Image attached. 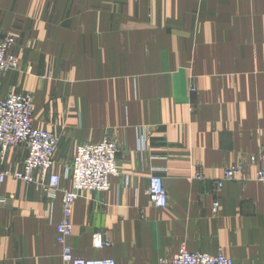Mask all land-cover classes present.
Instances as JSON below:
<instances>
[{
	"label": "crops",
	"instance_id": "obj_1",
	"mask_svg": "<svg viewBox=\"0 0 264 264\" xmlns=\"http://www.w3.org/2000/svg\"><path fill=\"white\" fill-rule=\"evenodd\" d=\"M11 33L21 69L0 80V99L34 94L36 124L60 139L55 170L80 142L119 144L111 189L75 201V256L156 264L186 245L264 264V190L250 159L264 147V0H0V37ZM26 154L12 147L0 166L19 169ZM153 173L165 207L147 194ZM1 199L0 264H70L56 239L61 191L7 177ZM99 231L111 245L95 246Z\"/></svg>",
	"mask_w": 264,
	"mask_h": 264
},
{
	"label": "built area",
	"instance_id": "obj_2",
	"mask_svg": "<svg viewBox=\"0 0 264 264\" xmlns=\"http://www.w3.org/2000/svg\"><path fill=\"white\" fill-rule=\"evenodd\" d=\"M16 39L5 36L0 40V74L17 68L20 63L18 55L11 52ZM192 91L195 87L191 86ZM36 102L32 95L11 91L0 99V154L4 159L7 151L12 147L26 146L28 158L25 159L17 171L0 166V182L7 177H14L22 182L36 185L46 195H55L57 191L63 193L62 215L57 225V240L63 247V259L70 264H117L112 257L83 258L73 253L68 238L73 233L72 213L75 201L82 190L110 189V176L118 173L116 164L117 144L104 138L98 142H84L79 144L76 155L70 167L64 173L54 170V157L59 148L58 137L43 128L34 125L33 114ZM252 162H259L257 180L264 190V147L256 155H251ZM235 168L228 167L224 172V179H233ZM71 179L73 188L62 187L64 180ZM222 180L216 183V190L222 186ZM147 194L156 207L168 204V193L160 173H153L149 177ZM3 204L4 200L1 199ZM0 204V205H1ZM218 203H215V207ZM97 247L109 246L103 232L94 236ZM157 264H235L233 257L222 252H191L186 245L170 257H162Z\"/></svg>",
	"mask_w": 264,
	"mask_h": 264
},
{
	"label": "rangeland",
	"instance_id": "obj_3",
	"mask_svg": "<svg viewBox=\"0 0 264 264\" xmlns=\"http://www.w3.org/2000/svg\"><path fill=\"white\" fill-rule=\"evenodd\" d=\"M69 7V5H66V8H68ZM26 8L28 9V6H26ZM50 9V7L48 8V10ZM63 16V15H62ZM62 16H61V14H56L55 15V20H58L59 18L61 19L62 18ZM51 13H50V11H48V13L45 15V17H44V19L46 20V21H50L51 19ZM44 20V21H45ZM64 21H70V20H72V17H67L66 16V14L64 15V19H63ZM30 31H25V37L27 38L28 37V35L30 34L29 33ZM35 31L33 30V31H31V34H33ZM40 32H43V31H40ZM44 32H46L47 33V35L50 33V31L48 30V29H46V30H44ZM5 36H12V37H14L15 39H16V41H14V45L12 46V50H11V52L12 53H14V54H16V55H18L19 56V54L17 53V50H16V47H17V39H18V37L15 35V34H13V33H11V34H8V35H4L3 37H0V40H2ZM20 58V57H19ZM52 68V69H51ZM21 69V61H20V63H19V65H17V68L16 69H13V70H10V71H6V72H2L1 74H0V80H2V78L4 77V75H6L7 73H10V72H12V71H17V70H20ZM29 69H30V67H25V68H22V70L23 71H25V72H28L29 71ZM52 71H55L54 70V68H53V66L51 65V67L49 68V70H48V72H47V74H49L47 77H49V79H52L54 76H53V72ZM46 73V72H45ZM55 78V77H54ZM58 81H61V80H63V81H68V79L65 77V78H59V79H57ZM62 82V81H61ZM195 87V86H194ZM192 90V89H191ZM12 91H15V92H19V93H27V94H30V95H32L33 97H34V94L32 93V92H30V91H18V90H12ZM11 92V91H10ZM9 92V93H10ZM8 93V94H9ZM7 94V95H8ZM4 98V97H3ZM2 99V98H1ZM34 99H35V97H34ZM36 108V107H35ZM35 112V111H34ZM33 119H34V125L36 126V127H38V128H41L40 126H38L37 124H36V121H35V116H34V114H33ZM57 136V135H56ZM58 137V136H57ZM104 138H109V139H111V140H113L116 144H117V146H118V151L116 152V164H117V169H118V173L117 174H115V175H111L110 176V189H111V187H112V184H113V178L114 177H116V176H118L119 174H120V169H119V167H118V163H117V154H118V152H119V144H118V142L117 141H115L114 139H112L111 137H108V136H106V137H104ZM103 138V139H104ZM58 139H59V137H58ZM59 141H60V139H59ZM99 141H101V140H99ZM94 142V141H93ZM93 142H90V143H93ZM95 142H98V141H95ZM82 143H84V142H80V143H78L77 144V146L79 145V144H82ZM77 146H76V149H77ZM19 147V146H18ZM24 147H26V146H24ZM26 150H27V154H26V156H25V158H24V160L25 159H27L28 158V148L26 147ZM58 151H59V148H58ZM58 151H57V154H56V156L54 157V170H55V165L57 164V155H58ZM75 155H76V151H75ZM75 155L73 156V159H74V157H75ZM73 159L70 161V162H68L66 165H65V167H64V171H63V173L70 167V165L72 164V161H73ZM23 160V161H24ZM71 167H72V165H71ZM70 167V168H71ZM12 171H17L18 169H16V170H14V169H11ZM56 171V170H55ZM59 173V172H58ZM14 178V177H13ZM14 179H16V178H14ZM16 180H18V179H16ZM70 180V182H71V188H67V189H72L73 188V181L71 180V179H69ZM20 181V180H19ZM65 181V180H64ZM63 181V182H64ZM28 184V183H27ZM62 185H63V183H62ZM34 186H36V185H34ZM37 187V186H36ZM63 187V186H62ZM38 188V187H37ZM109 189V190H110ZM148 190V189H147ZM40 191H41V189H40ZM86 191H99V192H106V191H100V190H82L80 193V196L79 197H81ZM108 191V190H107ZM41 193H43L42 191H41ZM43 195H46V194H44L43 193ZM56 195V194H55ZM55 195H46V196H49V197H51V198H54V196ZM62 196H63V193L61 192V209H62ZM78 197V198H79ZM153 203V202H152ZM215 206V205H214ZM217 207V206H216ZM100 232V231H99ZM57 234H58V232H57ZM96 234V233H95ZM56 239H57V235H56ZM69 239V238H68ZM108 240V239H107ZM58 241V240H57ZM59 243V242H58ZM111 243V242H110ZM177 252V251H176ZM199 252H203V251H199ZM210 253V252H209ZM174 254V253H173ZM215 254V253H214ZM231 257V256H230ZM162 258V257H161ZM158 263V262H157ZM156 263V264H157Z\"/></svg>",
	"mask_w": 264,
	"mask_h": 264
}]
</instances>
